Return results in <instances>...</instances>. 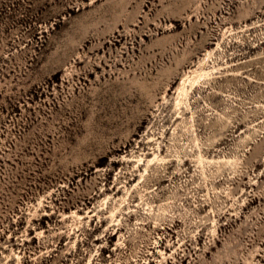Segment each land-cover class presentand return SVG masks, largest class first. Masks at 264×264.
<instances>
[{"label": "rangeland", "instance_id": "rangeland-1", "mask_svg": "<svg viewBox=\"0 0 264 264\" xmlns=\"http://www.w3.org/2000/svg\"><path fill=\"white\" fill-rule=\"evenodd\" d=\"M0 264H264V0H0Z\"/></svg>", "mask_w": 264, "mask_h": 264}]
</instances>
